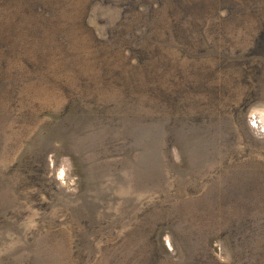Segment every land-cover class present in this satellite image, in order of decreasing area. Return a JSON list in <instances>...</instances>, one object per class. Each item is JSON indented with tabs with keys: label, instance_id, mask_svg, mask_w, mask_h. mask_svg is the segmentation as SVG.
I'll list each match as a JSON object with an SVG mask.
<instances>
[{
	"label": "rangeland",
	"instance_id": "1",
	"mask_svg": "<svg viewBox=\"0 0 264 264\" xmlns=\"http://www.w3.org/2000/svg\"><path fill=\"white\" fill-rule=\"evenodd\" d=\"M203 1L0 0V264H264V2Z\"/></svg>",
	"mask_w": 264,
	"mask_h": 264
},
{
	"label": "trees",
	"instance_id": "2",
	"mask_svg": "<svg viewBox=\"0 0 264 264\" xmlns=\"http://www.w3.org/2000/svg\"><path fill=\"white\" fill-rule=\"evenodd\" d=\"M127 1L129 5L133 7L134 10L138 13L136 15H140L141 17H145V18H150L154 16L156 25H160L161 23L164 22L165 25L169 27L171 25L172 28L170 30V34L174 36L180 34L178 32H184L186 30L183 28L184 26H190L193 21L200 20L203 14H205L208 11V9L205 10L204 8L206 4L203 0H170L172 2V6L171 8L167 9V12L170 13L169 14L170 20H169L166 16L163 18L164 15H161L159 13L162 8V4L160 5L158 1H155V6L148 5L147 7L146 6L147 4H144L143 8L141 9H140L141 6L139 4L136 5V9H135L134 6L137 3L136 0H126V2ZM218 1L220 0H207V2L210 4H216ZM262 1L264 2V0H225L224 3H226V5L221 9L222 10L225 9L229 15L232 12L242 7L245 6L250 7V4L251 6H254L256 3H258L259 5L263 4L261 3ZM145 7L146 10H144ZM173 15H177L176 19L181 18V20L177 22V20L173 18ZM156 16H159L160 18ZM142 33H145V31Z\"/></svg>",
	"mask_w": 264,
	"mask_h": 264
},
{
	"label": "clouds",
	"instance_id": "3",
	"mask_svg": "<svg viewBox=\"0 0 264 264\" xmlns=\"http://www.w3.org/2000/svg\"><path fill=\"white\" fill-rule=\"evenodd\" d=\"M257 119H259V128H260V131L261 132H264V113H261L259 115V117H254L250 123L253 125V126H256L257 124Z\"/></svg>",
	"mask_w": 264,
	"mask_h": 264
}]
</instances>
